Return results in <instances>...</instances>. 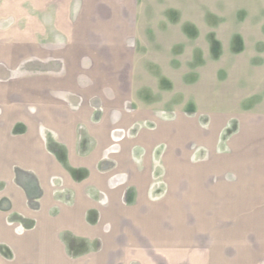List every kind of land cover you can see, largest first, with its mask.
I'll return each mask as SVG.
<instances>
[{"label": "crops", "instance_id": "crops-1", "mask_svg": "<svg viewBox=\"0 0 264 264\" xmlns=\"http://www.w3.org/2000/svg\"><path fill=\"white\" fill-rule=\"evenodd\" d=\"M140 4L0 0V108H34L12 120L5 111L2 122L30 128L39 120L45 129L53 123L57 136L28 152L42 149L49 157L44 168L72 173L88 170L74 155L93 152L77 141L83 115L104 121L108 114L124 127L135 125L124 145L133 193L119 199L127 237L118 247L123 264H264V19H248L239 29L245 48L236 56L234 109L177 110L165 117L157 103L142 100L141 80L150 72L137 65ZM154 78L173 89L163 73ZM136 89L142 90L139 101ZM10 147L20 153L19 145ZM36 167L14 160L12 174L4 175L20 187L36 185L26 181L39 178ZM128 201L135 204L128 208ZM18 205L16 194L4 196L0 213ZM130 234L138 235L135 242Z\"/></svg>", "mask_w": 264, "mask_h": 264}, {"label": "rangeland", "instance_id": "rangeland-1", "mask_svg": "<svg viewBox=\"0 0 264 264\" xmlns=\"http://www.w3.org/2000/svg\"><path fill=\"white\" fill-rule=\"evenodd\" d=\"M139 1L137 65L146 64L150 75L141 80L146 82L143 91L136 89V101L142 91V100L157 103L165 117L177 110L194 114L234 109L236 56L245 48L239 29L248 19H264V0ZM248 44L251 46L252 39ZM159 73L174 82L173 89L155 82ZM20 104L5 108L11 120L29 109L33 112V107ZM5 111L0 108V198L16 194L19 205L16 211L7 207L0 213V251L9 256L0 255V264H123V250L118 247L127 237L119 199L124 193L128 197L133 193L127 188L130 165L124 161V145L125 141L129 145L125 139L133 135L135 125L124 127L122 119L112 122L108 114L104 121L83 115L84 121L77 122V141L93 152L74 155V163H84L88 170L72 173L50 165L44 168L43 161L49 157L38 152L42 149L28 152L50 136H57L53 123H47L52 129H45L39 120L31 122L30 128L23 122L7 124L1 118ZM9 125H13L12 131ZM10 132L14 137H7ZM28 135L34 136L31 143L27 142ZM12 144L20 146V153H11ZM14 160L37 166L34 172L39 178L26 179L27 183L36 181V185L14 184L7 176L12 174ZM125 204L129 208L135 203ZM129 237L135 242L138 235ZM3 240L12 246L2 245ZM13 247L18 250L15 255Z\"/></svg>", "mask_w": 264, "mask_h": 264}]
</instances>
